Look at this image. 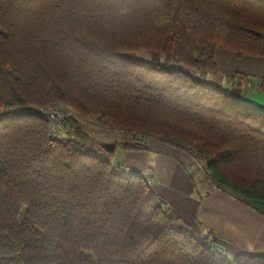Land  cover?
<instances>
[{
	"label": "trees",
	"instance_id": "16d2710c",
	"mask_svg": "<svg viewBox=\"0 0 264 264\" xmlns=\"http://www.w3.org/2000/svg\"><path fill=\"white\" fill-rule=\"evenodd\" d=\"M217 49L264 56V0H0V264H264L172 218L78 122L186 153L264 216V113L179 67L214 72Z\"/></svg>",
	"mask_w": 264,
	"mask_h": 264
},
{
	"label": "crops",
	"instance_id": "0c3cea01",
	"mask_svg": "<svg viewBox=\"0 0 264 264\" xmlns=\"http://www.w3.org/2000/svg\"><path fill=\"white\" fill-rule=\"evenodd\" d=\"M215 62V79L192 78L226 88L237 101L264 113V56L238 58L232 51L217 49ZM231 75L242 77L229 80L227 77ZM154 164L155 183L151 186L169 207L172 218H180L196 230L198 225L209 227L211 240L225 255L264 253V216L237 203L229 195L220 196L214 192L202 195L198 189L193 192V182L173 163L156 160ZM165 167H170V177H166Z\"/></svg>",
	"mask_w": 264,
	"mask_h": 264
},
{
	"label": "rangeland",
	"instance_id": "374dc122",
	"mask_svg": "<svg viewBox=\"0 0 264 264\" xmlns=\"http://www.w3.org/2000/svg\"><path fill=\"white\" fill-rule=\"evenodd\" d=\"M136 60L141 63L150 62L149 56L144 52H139ZM179 67L191 77H196L203 81L215 79L213 72H198L182 65ZM244 84H247V82H244ZM56 112L62 113L61 111ZM73 115L76 116L75 113H73ZM78 122L81 130L90 138V147L99 151L124 174H128L129 172L141 173L150 184H154L155 177L153 174V165H155L154 162L158 160L162 163L168 162L169 165L173 163L182 169V172L186 174V177L193 182V192L198 189L199 193L202 195H207L213 192L220 196L226 194L208 181L202 162H198L180 150L168 147L153 140L141 139L140 137H135L124 132L112 131L97 121H87L78 118ZM62 131L64 135L69 133L68 128L65 126ZM102 143H114L113 152L108 153L104 151L101 147ZM123 144L131 145L132 149L123 148L121 146ZM177 162L179 165L176 164ZM179 162H181V164ZM165 170L168 172L166 177H170L172 174V171L170 172V167ZM165 187H167V185H165ZM161 195L164 196V193ZM197 227V231L202 232L203 234L209 231V227L205 225H198Z\"/></svg>",
	"mask_w": 264,
	"mask_h": 264
},
{
	"label": "water",
	"instance_id": "95a60500",
	"mask_svg": "<svg viewBox=\"0 0 264 264\" xmlns=\"http://www.w3.org/2000/svg\"><path fill=\"white\" fill-rule=\"evenodd\" d=\"M101 147L108 153H112L114 149V143H102Z\"/></svg>",
	"mask_w": 264,
	"mask_h": 264
},
{
	"label": "built area",
	"instance_id": "2783aa9c",
	"mask_svg": "<svg viewBox=\"0 0 264 264\" xmlns=\"http://www.w3.org/2000/svg\"><path fill=\"white\" fill-rule=\"evenodd\" d=\"M49 116L56 119L58 122L63 118V114L59 112H51Z\"/></svg>",
	"mask_w": 264,
	"mask_h": 264
}]
</instances>
